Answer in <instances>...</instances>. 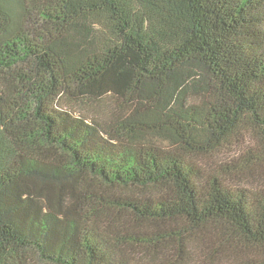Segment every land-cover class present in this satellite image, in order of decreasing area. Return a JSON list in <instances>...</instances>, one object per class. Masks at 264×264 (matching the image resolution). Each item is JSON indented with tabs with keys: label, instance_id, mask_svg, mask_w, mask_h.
Returning a JSON list of instances; mask_svg holds the SVG:
<instances>
[{
	"label": "trees",
	"instance_id": "trees-1",
	"mask_svg": "<svg viewBox=\"0 0 264 264\" xmlns=\"http://www.w3.org/2000/svg\"><path fill=\"white\" fill-rule=\"evenodd\" d=\"M0 264H264V0H0Z\"/></svg>",
	"mask_w": 264,
	"mask_h": 264
}]
</instances>
